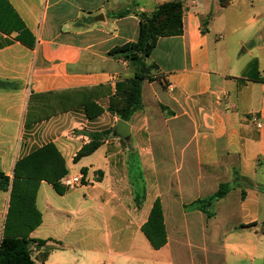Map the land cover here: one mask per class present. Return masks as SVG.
<instances>
[{
	"label": "crops",
	"instance_id": "crops-1",
	"mask_svg": "<svg viewBox=\"0 0 264 264\" xmlns=\"http://www.w3.org/2000/svg\"><path fill=\"white\" fill-rule=\"evenodd\" d=\"M7 1L27 31L21 41L0 30V170L13 180L21 158L53 144L69 174L91 181L64 194L43 181L42 224L31 230L23 219L7 227L10 191L0 190V242L5 234L47 241L31 244L35 264H264V129L252 122H264V24L259 33L232 27L223 11L236 0L226 8L188 0L183 34L160 38L145 60L161 78L143 83L141 109L124 121L108 107L136 66L112 52L137 42L140 13L170 0ZM95 133H106L100 148L74 163ZM221 184L231 190L214 217L185 210ZM136 188L145 191L142 210ZM74 193L72 207L55 203ZM153 196L167 226L168 215L183 220L174 246L159 250L141 230ZM47 214L56 234L41 232ZM136 245L148 256L132 254Z\"/></svg>",
	"mask_w": 264,
	"mask_h": 264
},
{
	"label": "trees",
	"instance_id": "trees-1",
	"mask_svg": "<svg viewBox=\"0 0 264 264\" xmlns=\"http://www.w3.org/2000/svg\"><path fill=\"white\" fill-rule=\"evenodd\" d=\"M187 1L170 0L159 6L151 15L140 13V31L137 42L112 52L114 56L121 55L125 60L132 62L136 70L132 79L117 85V93L111 97L108 107L111 114L117 115L124 121H129L133 114L141 109L143 83L161 78L153 74L157 66L147 65L145 60L149 58L160 38L183 34L184 7ZM230 3L231 0H220L222 8L228 7ZM211 18L212 15H209L204 24L206 25ZM4 29L10 32H20L18 38L21 41L22 34L27 31L23 23L17 19L8 1L0 0V30ZM0 86H5V84L0 83ZM105 136L106 133L93 134L91 141L83 145L76 153L74 163L94 154L102 145ZM83 172L85 174V169ZM67 174L65 160L53 144L44 145L21 158L17 162L13 180L0 170V190L10 191L8 220L9 218H15L17 221L23 219L27 221L26 223L30 220L33 222L29 230L37 227L41 222V214L35 207V197L41 183L45 181L52 185L57 193L64 194L66 189L61 181ZM230 190L228 184H221L214 195L198 199L184 208L201 211L207 218H212L215 216L213 211L215 202L223 199ZM32 214L35 218H32ZM142 231L155 249H160L166 244L163 212L159 200L155 202ZM33 243L43 246L47 241H35L26 237L17 238L5 234L0 242V264H35L31 250ZM48 255L49 253L44 254L43 261Z\"/></svg>",
	"mask_w": 264,
	"mask_h": 264
},
{
	"label": "rangeland",
	"instance_id": "rangeland-1",
	"mask_svg": "<svg viewBox=\"0 0 264 264\" xmlns=\"http://www.w3.org/2000/svg\"><path fill=\"white\" fill-rule=\"evenodd\" d=\"M208 1H209L211 6H212L211 2H214V3L218 2L219 5L217 4L215 6V8L217 6L221 7L219 0H208ZM215 8L213 10H215ZM223 13H225L228 16L234 17V18L231 19V21H229V23H230V25L232 27H234V28L242 27L243 30H251V31H256V32L258 31V33H259V28H258L259 26L258 25L259 24L260 25L264 24V0H236L234 2V4L226 12L223 11ZM254 17H255V19H254ZM206 20H207V17H205V19L201 23V26H202L201 29L202 30L205 29V24L204 23H205ZM238 20H240L241 22L238 21ZM132 169H133V174H132L131 177H133V175H135L134 171H136L135 167L130 166V171ZM172 169H173L172 174H175V168L171 167V170ZM159 170H160L159 167H155V170L153 169V167H145V173H147V176L149 175V177H155V176L158 175V173L161 174V171H159ZM86 171L87 170L85 169V174H86ZM82 172H83V170H82ZM69 175H71V174H69V172H68V174L66 176H69ZM100 178H101V173L100 172H96L94 177H93L94 181L98 182ZM88 180H89V182L91 181V179H88ZM88 183L84 181V185L88 184ZM91 184H93V183H91ZM78 189H80V188H78ZM38 191H39V189H38ZM71 191H74V190H71ZM81 192L82 191H80V193ZM144 192H145L144 190L136 188V193H138V195H139V197L137 198V207L140 210H142L143 204L145 202ZM76 193L72 194L73 195L72 199L66 200L65 203L59 201L58 200L59 199L58 196H56L55 197V203L58 204L60 207H63V208L64 207H72V205L77 204V203H75L74 199L76 197H78L77 194H80V193H77V194ZM37 195L35 197V202H36ZM77 200H78V198H77ZM157 200H159V199L158 198L155 199L154 196L150 198V205H152V207L150 209V212H151V210H152V208H153V206H154V204H155V202ZM160 204H161V202H160ZM161 207H162V205H161ZM150 212H149V214H141V218H142V220H145V223L147 222V220L149 218ZM162 212H163V208H162ZM39 213H40V211H39ZM48 215L49 214L46 215L47 216L46 217V224L41 229V232L44 235L48 234L50 232L55 233L57 231V228L54 227L52 225V223H51V217H49ZM168 216H169V218H171V221L175 224V226L174 227L171 226L173 223L172 224H168V226L166 225V223H165V215H164V212H163V221H164L165 233H166V239H167V242H166V244L163 247L167 246L168 242H172L171 244L174 246V243H175L174 241L178 239V237L180 236L181 233H183V220H180V215H172L173 217L171 215H168ZM33 217L34 216L32 214V218ZM14 220H15V218H9V220L7 222V227L8 226L10 227V225L14 222ZM28 221H29V224H28L27 228L31 227L32 222H33V221H30V220H28ZM41 224H42V221L40 222L38 227ZM144 224H142V227L144 226ZM141 230H142V228H141ZM179 240L182 242V244L179 245V246H183V239L180 238ZM157 250H159V249H157ZM175 252H176V254H178V255H176V257H180L181 259H183V248L182 247H180L179 250L177 249ZM132 254H135V255H138V256H144V257L148 256L147 251H145L142 246L137 247V245L133 247ZM163 256L166 258V253H164Z\"/></svg>",
	"mask_w": 264,
	"mask_h": 264
},
{
	"label": "built area",
	"instance_id": "built-area-1",
	"mask_svg": "<svg viewBox=\"0 0 264 264\" xmlns=\"http://www.w3.org/2000/svg\"><path fill=\"white\" fill-rule=\"evenodd\" d=\"M252 122L259 129H264V122L258 117H252ZM85 177L82 173L78 175H69L66 176L62 181V186L67 190H77L84 186Z\"/></svg>",
	"mask_w": 264,
	"mask_h": 264
}]
</instances>
